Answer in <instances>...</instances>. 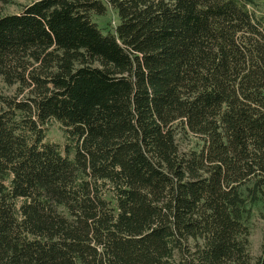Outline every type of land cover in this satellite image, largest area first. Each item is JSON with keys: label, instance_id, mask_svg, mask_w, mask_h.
I'll return each mask as SVG.
<instances>
[{"label": "trees", "instance_id": "16d2710c", "mask_svg": "<svg viewBox=\"0 0 264 264\" xmlns=\"http://www.w3.org/2000/svg\"><path fill=\"white\" fill-rule=\"evenodd\" d=\"M254 3L31 0L0 16V264H264L248 225L264 204Z\"/></svg>", "mask_w": 264, "mask_h": 264}, {"label": "rangeland", "instance_id": "374dc122", "mask_svg": "<svg viewBox=\"0 0 264 264\" xmlns=\"http://www.w3.org/2000/svg\"><path fill=\"white\" fill-rule=\"evenodd\" d=\"M14 4L10 5H0V16L7 14H19L24 6L31 3V0H14ZM255 3L252 6H249V9L253 11L255 16L261 17L264 16V0H254ZM93 20L97 23L105 33L114 32L115 28L120 24V18L116 10L107 7V12L103 16H94ZM2 87L6 93L9 95H14L16 88H8L2 84ZM48 140L51 142L60 143L64 145L66 137L64 136L63 131L60 129L57 123H53L49 126ZM178 141L181 146L182 151H187L196 146L198 139L191 135H181L178 137ZM251 212L249 215V229H250V245L249 250L253 259H257L263 253L264 247V204L252 205ZM179 257L176 256L175 264H178Z\"/></svg>", "mask_w": 264, "mask_h": 264}]
</instances>
